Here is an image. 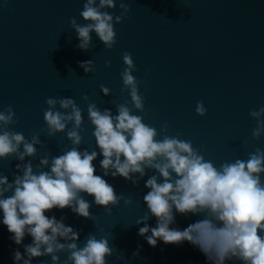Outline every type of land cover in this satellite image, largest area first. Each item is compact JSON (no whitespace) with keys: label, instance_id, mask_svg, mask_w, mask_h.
Segmentation results:
<instances>
[{"label":"water","instance_id":"95a60500","mask_svg":"<svg viewBox=\"0 0 264 264\" xmlns=\"http://www.w3.org/2000/svg\"><path fill=\"white\" fill-rule=\"evenodd\" d=\"M84 0H0V110L12 105L16 123L9 128L30 138L44 127L43 110L47 97H72L82 110L84 131L80 147L93 150V126L87 120V103L115 113L117 104L130 100L121 92L122 53L130 52L136 66L132 74L140 81L144 111L133 109L143 122L159 131L167 122L168 134H180L191 140L206 160L218 165L235 158L245 159L259 147L264 149V135L253 139L255 119L250 110L264 104V0H124L129 12L114 24L116 43L106 49L92 34L91 47L81 51L69 18L79 16ZM107 9L114 14L118 7ZM92 59L95 72L85 73L78 61ZM110 61L105 66V61ZM100 85L110 89L105 96ZM86 94L88 101L82 99ZM202 100L207 111L195 113ZM58 108V106H57ZM42 146L32 157L34 170L45 154L58 155L70 142L63 132L53 136L41 133ZM101 157L98 155L97 164ZM26 159H28L26 157ZM16 161L0 160V172L12 179ZM137 185L121 177H107L117 193L132 198L110 206L92 204V219L80 217L67 207L53 208L46 215L79 230V244L89 233L104 236L113 248L108 264H204L203 255L184 242L180 245L157 243L151 247L137 235L135 220L145 211L144 180ZM85 198L92 200L90 195ZM197 219L176 216V226L183 228ZM155 218L148 223L154 226ZM10 233L0 224V264H13L11 251L22 246L9 240ZM31 238L25 236L23 243ZM140 245L139 257L132 252ZM124 260H117L120 251ZM61 259L64 253L59 254ZM50 264V257H34Z\"/></svg>","mask_w":264,"mask_h":264},{"label":"clouds","instance_id":"9594fccd","mask_svg":"<svg viewBox=\"0 0 264 264\" xmlns=\"http://www.w3.org/2000/svg\"><path fill=\"white\" fill-rule=\"evenodd\" d=\"M6 5L7 0H4ZM117 7V0H84L79 16L85 23L69 18L77 45L81 51L91 47L92 34L106 49L116 43L114 24L129 12V5L120 0L119 14L107 11ZM124 67L120 72L121 92L127 90L130 100L117 104L115 113L110 108L100 109L95 102L87 103V120L93 126L95 148H81L84 117L72 97H47L43 110L44 127L30 138L14 131L16 123L12 105L0 110V160L18 161L12 179L0 172V224L6 226L8 237L15 245L11 251L13 264H33L34 257H50V264H108L113 254L109 240L89 233L79 244V230L46 215L53 208L67 207L74 214L92 219V204L103 206L125 205L132 198L117 193L107 177H121L137 185L147 174L142 196L145 211L136 218L137 235L155 247L159 242L180 245L187 242L204 257V264H264V149L259 147L245 159L235 158L218 165L206 160L193 147L191 140L180 134L169 135L167 122L159 131L143 122L133 109L144 111V96L140 81L132 74L136 66L130 52L122 54ZM87 74L95 72L92 59L78 61ZM110 61H105L108 66ZM103 95L110 89L100 85ZM82 99L88 101L84 94ZM58 106V108H57ZM195 113L204 116L206 107L198 100ZM255 119L251 131L253 139L264 135V104L249 111ZM63 132L70 144L58 155L46 151L34 165L37 146H42L41 133L53 136ZM98 155L101 157L97 164ZM26 157L28 159H26ZM90 195L92 200L85 198ZM195 216L185 227L176 226V216ZM155 218L154 226L148 223ZM31 238L23 243L25 236ZM141 246L132 252L139 257ZM64 253L61 259L59 254ZM124 260L121 250L116 257ZM35 264H47L37 260Z\"/></svg>","mask_w":264,"mask_h":264}]
</instances>
